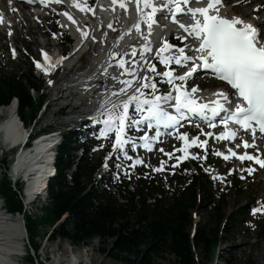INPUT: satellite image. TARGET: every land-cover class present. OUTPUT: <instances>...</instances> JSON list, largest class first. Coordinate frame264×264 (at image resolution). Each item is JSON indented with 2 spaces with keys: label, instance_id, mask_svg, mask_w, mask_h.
<instances>
[{
  "label": "snow or ice",
  "instance_id": "obj_1",
  "mask_svg": "<svg viewBox=\"0 0 264 264\" xmlns=\"http://www.w3.org/2000/svg\"><path fill=\"white\" fill-rule=\"evenodd\" d=\"M53 2L60 3L61 0ZM134 2L140 16L134 27L137 32H141V24L147 25L148 34L144 39L148 43H145L141 50L133 47L131 52L113 51L110 54L113 58L119 57L112 66L121 71L119 75H109L107 68L102 70L105 83L100 86L104 89L100 94L101 109L98 116L93 117L98 124L103 125L100 138L107 139L114 133L113 152H122L124 158L130 159L129 147H143L151 151L153 142H159L161 135H170L167 130H178L183 121L198 119L208 127L215 128L219 118V123L226 131L215 134L218 140H235L237 130L228 127L229 124H234L251 132L252 143L242 140L243 147L256 148L257 132L264 136V32L239 17L229 19L222 16L220 9L223 7V0H134ZM40 3L46 5L47 0H40ZM113 3H119L121 8L127 10L124 0H113ZM76 6L80 7L79 4ZM80 10L84 11V8ZM64 15L72 19L68 13ZM160 19H170L172 23L177 24L186 35H177L175 38L187 40L191 37V43L184 47H176L164 41L154 54L167 70L158 72L156 64L151 63L146 54L154 51L149 37L153 26L158 24ZM182 19L192 22L185 24L180 22ZM84 35L87 36V33ZM43 55L49 61L50 67H55L48 54ZM60 62L62 60L56 63ZM173 64L179 66L180 71L170 67ZM36 66L42 68L46 75L49 74V68L43 67L39 62H36ZM201 69L211 71L217 79L226 82L234 91L221 90L214 93L217 97L215 100L204 101L196 95L201 91L198 86L194 84L191 88L187 86L188 81L194 80V74ZM149 72L151 75L147 74ZM158 76L164 84L170 86L167 92L158 86L160 83L156 80ZM107 80L115 82L111 88ZM115 84H119L120 87L116 88ZM109 93L117 99L115 101L109 99ZM138 132H143V135L134 138L132 133ZM149 132L152 134L149 135ZM203 134L208 137L214 135L212 132ZM178 138L184 142V148L180 150L185 153L184 156L177 157L178 161L190 155L187 151L189 147L198 146L206 150L208 144L207 139L201 141L199 137L189 141L187 133H181ZM240 146L241 144L236 145ZM229 152L231 156H236L241 161L247 159L264 167V159L247 151L237 154L229 149ZM166 154L171 158L170 153ZM215 154L223 156L225 160L230 158L221 152ZM192 158L199 157L192 155ZM143 163L141 159L135 160V164ZM155 170L161 171L162 167ZM245 170L249 174L254 171L251 167ZM252 211L253 214L264 211V204L258 203Z\"/></svg>",
  "mask_w": 264,
  "mask_h": 264
},
{
  "label": "trees",
  "instance_id": "obj_2",
  "mask_svg": "<svg viewBox=\"0 0 264 264\" xmlns=\"http://www.w3.org/2000/svg\"><path fill=\"white\" fill-rule=\"evenodd\" d=\"M28 83L35 86V83L29 80ZM13 97L19 99L21 119L29 124L35 118L38 107L31 101L28 87L24 85L23 80L15 77L0 80V107L8 105ZM27 109L31 111L29 117L26 114ZM73 159L68 145L59 149L57 159L59 175L49 186L52 205L45 208V216L41 221H26L31 246L36 254L40 247L36 238L41 230L44 229V235L50 233L55 224L68 214L63 224L53 231L51 238L67 240L75 246L95 240L110 241L114 252L113 259L123 264H165L164 254H170L175 258L173 264H197L194 247L199 248L202 259L208 261L215 258L221 239L220 233L223 230L220 223L226 222L225 226L229 227L232 217L228 220L225 214L218 211L219 225L208 232L199 230L193 245L189 233L191 227L189 203L195 200V188L190 195L183 196L173 205L166 206L164 201L157 199L151 206L147 204L145 198H142L137 221L132 223L128 213L129 210H135L134 204L129 207L117 205L110 196L106 203L97 202L96 205L94 200L102 199L103 195L93 193L82 196L86 190L84 182L91 181L95 166L83 161L78 172L69 175L66 171L72 166ZM8 186L12 192V204L8 205V212L22 213L23 206L17 194L13 192L10 184ZM205 197L211 199L208 188L205 190ZM225 233H228L227 229ZM36 258L37 256L34 257L29 252L27 263L36 264Z\"/></svg>",
  "mask_w": 264,
  "mask_h": 264
},
{
  "label": "rangeland",
  "instance_id": "obj_3",
  "mask_svg": "<svg viewBox=\"0 0 264 264\" xmlns=\"http://www.w3.org/2000/svg\"><path fill=\"white\" fill-rule=\"evenodd\" d=\"M9 12H11L10 9ZM21 21L24 20L21 19ZM32 24H34V26ZM37 24L38 21H29L18 25L17 30L15 31V36L12 40V42L15 41V47L19 50L18 58H12L10 56L8 48L9 40L5 38L7 33L5 34L4 32H0V75L2 77H20L29 73L31 67L29 58H25L26 52H29V55L37 56V47L43 45L46 42L45 38L41 37V35L43 36V34L46 33L45 22L39 23L38 27H36ZM49 29L50 26L46 30ZM40 33L41 35H39ZM34 76L37 78L36 73ZM57 110L58 107L56 106L51 108L49 111V117L52 118L53 113L55 115ZM26 113L29 115L30 112L27 111ZM1 117L4 118V115H1ZM0 138V140L3 141V138ZM5 145L8 146L9 144ZM99 152L100 150L95 149V152H93L95 158L100 155ZM151 162H153L152 157ZM202 167L203 162H199L198 165H188V168L181 173L174 171L171 175L160 177L153 175L151 172V166H149V169H145L143 171L144 175H141V187L144 189V193H146V195L151 190H155L156 193H159V197L163 198L167 203L173 204L175 203V200L181 197L184 191L188 190L191 185V179L194 176L202 174L204 175V172L211 173L209 169ZM225 168V164H217V169L224 170ZM231 168L228 167L225 173L226 175L232 173ZM147 172H149V175H145ZM256 176L257 178L254 180H252L253 178L251 176L252 179H249L247 182H245L241 178L242 175L239 174L229 178V180L225 181L224 185L221 186H216V184L212 182L208 176V179L212 184V199L210 201L201 202V194H203V190H198L200 198L196 199V201L192 204V227L189 229L190 234L194 228L204 231H210L214 229L217 226V217L215 215L216 206L221 203H224L223 211L226 215L229 216L230 214H235L236 216L231 221L232 226L229 229V235H224V239L229 240L230 243L229 245L225 246L223 243L224 239L220 242L215 259L212 261L202 259L200 250L196 247L194 248L195 256L199 264H264V214L258 215V217H256L254 216L252 209H246L247 204L253 203L255 208L257 207L258 203L264 199V194H260L261 192H264V170L259 171ZM222 177V179H224V176ZM137 180L138 179H136L135 182H137ZM237 180L240 181V186L236 188L235 184ZM127 183L128 182H125L119 185V191L116 193V197L119 200H121L124 195L121 189ZM130 189L132 191H138V182L137 184H133ZM0 196L6 200L7 205L12 204V192L9 190L6 180H4L0 185ZM254 199H256L255 202ZM140 201L141 200H139V205ZM36 214L37 213L34 212L31 215ZM27 221L31 222V219L27 217ZM131 222H136L135 216L131 217ZM43 232L44 229L41 230L40 235H38L36 238V242H38L40 239L42 240V243L40 244V255L42 256L41 260H43V256L46 255L49 260L47 264H59L57 261L60 258L63 259L60 262H69L71 257L73 258V256L76 255L75 251H77V255L79 256V258L76 257V259H79L80 263L83 261L85 264H123L113 259L112 256L114 252L111 249L112 242L110 241L103 242L102 240H95L89 241L87 244H85V246H75L69 241L56 239L53 243L46 245V239L49 234L46 233L44 235ZM242 244H244L243 249L240 248ZM66 250L68 252L64 257L63 255ZM72 250L73 253H75L73 255L72 253H69ZM164 258L165 264H173L175 261V258L170 254H164Z\"/></svg>",
  "mask_w": 264,
  "mask_h": 264
},
{
  "label": "bare ground",
  "instance_id": "obj_4",
  "mask_svg": "<svg viewBox=\"0 0 264 264\" xmlns=\"http://www.w3.org/2000/svg\"><path fill=\"white\" fill-rule=\"evenodd\" d=\"M71 2H75L76 0H68ZM231 0H225L226 4ZM238 6H231L228 7V9H225L223 12L227 15L228 18L232 17H239L242 20L252 23L256 26H258L262 32H264V9L262 8L260 1L257 0H232ZM132 6L130 7V11L126 13L125 20L127 21V24L130 25L131 20L134 17L135 11L132 10ZM9 9L11 8H4L1 6L0 12H6L8 14V19L13 21V34L15 36V31L17 30L18 25L21 23L23 24L29 21L37 22L38 24L36 27H38L39 23L45 22L48 18L46 16H39L38 18H34V16L28 14L24 8H19V12H9ZM112 6L107 8V12L112 11ZM258 12V13H256ZM253 14L255 15L254 17ZM23 19L24 21H21ZM137 19L140 20L139 14L137 15ZM5 21V19H4ZM45 35V34H43ZM13 36V38H14ZM12 38V40H13ZM123 42L120 41L119 45H122ZM53 46L54 43H53ZM40 47V46H39ZM38 48V47H37ZM103 61L100 62L97 66L94 68H91L89 73L86 75L88 79V84L90 85L91 79L96 76L97 73L101 72L104 68ZM61 93V91L59 92ZM81 100V99H80ZM0 112V137L3 138V141L5 144H9L8 146L16 147L21 146L22 143H25L26 137L28 136L24 132L23 127L20 125L19 120L17 118V111H16V105H11L8 108H3ZM1 115H4V118L1 117ZM27 135V136H26ZM51 140H47V138L37 139L34 143L35 150L30 151L28 153H21L18 157V166H17V174L14 176L15 179L19 177L22 173H24L23 169H30V171L34 170L36 171V165H34V160L36 158L40 157H47L46 152L53 147V143H51ZM35 152H38V154H34ZM50 161L52 163V158H50ZM49 161V163H50ZM51 172L50 167L47 165L45 167V173ZM53 172V170H52ZM28 175V174H26ZM214 175V173H212ZM49 175H39L37 178L33 179L31 185H33L38 189H43L46 180H48ZM25 231L23 230L22 223L20 219H14L8 216L3 209L2 202L0 200V264H21V253L24 250V238H25ZM241 249L244 248V244L241 245ZM64 252V251H63ZM68 251L66 250L64 252V257ZM69 253L75 254L76 257L79 258L77 255V251L73 253V250ZM89 255V254H88ZM83 258V257H82ZM63 259H58V263L62 261ZM79 260V259H78ZM71 264L74 262L70 261ZM83 262V261H82ZM220 262V261H219ZM219 264V263H218Z\"/></svg>",
  "mask_w": 264,
  "mask_h": 264
},
{
  "label": "water",
  "instance_id": "obj_5",
  "mask_svg": "<svg viewBox=\"0 0 264 264\" xmlns=\"http://www.w3.org/2000/svg\"><path fill=\"white\" fill-rule=\"evenodd\" d=\"M20 221L22 223L23 230L25 231V221H24L23 217H21Z\"/></svg>",
  "mask_w": 264,
  "mask_h": 264
}]
</instances>
